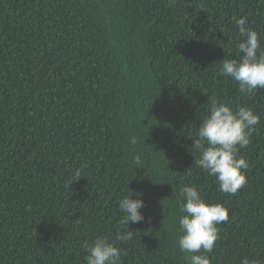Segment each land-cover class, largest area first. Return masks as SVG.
<instances>
[{
  "label": "trees",
  "instance_id": "obj_1",
  "mask_svg": "<svg viewBox=\"0 0 264 264\" xmlns=\"http://www.w3.org/2000/svg\"><path fill=\"white\" fill-rule=\"evenodd\" d=\"M243 16L264 48V0H0V264H86L105 236L122 264H187L185 185L229 210L212 264H264V89L220 73ZM213 100L260 117L235 195L195 164ZM129 195L145 219L122 242Z\"/></svg>",
  "mask_w": 264,
  "mask_h": 264
},
{
  "label": "clouds",
  "instance_id": "obj_2",
  "mask_svg": "<svg viewBox=\"0 0 264 264\" xmlns=\"http://www.w3.org/2000/svg\"><path fill=\"white\" fill-rule=\"evenodd\" d=\"M247 21V16L236 20L242 37L237 43L239 58L223 60L220 68V73L231 77L243 95L264 89V48L260 44V34L246 27ZM259 122V115L251 108L240 106L234 109L226 103L211 102L193 148L201 153L195 164L214 177L220 191L235 195L247 184L245 172L249 165L238 154L240 149L250 144L251 133ZM135 163L141 165L139 157H136ZM80 177L81 170H77L69 183ZM180 193L184 203L179 209L183 213L179 218V251L186 254L187 264H212L209 254L219 239L217 225L229 221V210L222 204L206 202L194 185H185ZM144 206L142 199H132L131 195L119 201V208L125 216L121 221L124 234L118 232L117 239L123 242L132 238V232L128 230L129 222L135 224L145 219L141 211ZM85 252L86 264H122V249L106 236L85 244ZM242 264L257 262L245 258Z\"/></svg>",
  "mask_w": 264,
  "mask_h": 264
}]
</instances>
